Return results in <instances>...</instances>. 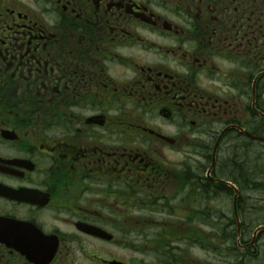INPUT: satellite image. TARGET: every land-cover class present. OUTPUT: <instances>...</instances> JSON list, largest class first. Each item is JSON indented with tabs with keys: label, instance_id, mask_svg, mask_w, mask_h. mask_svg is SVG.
Returning a JSON list of instances; mask_svg holds the SVG:
<instances>
[{
	"label": "flooded vegetation",
	"instance_id": "obj_1",
	"mask_svg": "<svg viewBox=\"0 0 264 264\" xmlns=\"http://www.w3.org/2000/svg\"><path fill=\"white\" fill-rule=\"evenodd\" d=\"M260 189L264 0H0V264L245 258Z\"/></svg>",
	"mask_w": 264,
	"mask_h": 264
},
{
	"label": "rangeland",
	"instance_id": "obj_2",
	"mask_svg": "<svg viewBox=\"0 0 264 264\" xmlns=\"http://www.w3.org/2000/svg\"><path fill=\"white\" fill-rule=\"evenodd\" d=\"M264 189H260L259 196L261 201L264 200ZM171 205H169L170 207ZM249 210L247 214L243 216L246 220H252L253 224L261 221L264 216V203H259L255 205H248ZM227 208H230V205H227ZM257 208V210H254ZM166 215H163V218H166ZM178 221H182L179 217ZM166 239V238H164ZM207 240L206 237L200 239L201 241ZM151 240V241H150ZM162 240V237L157 238H147L149 242H156ZM168 240V239H166ZM194 242L196 237H194ZM209 243V242H208ZM263 243V242H262ZM175 248H169L167 251H158V247H147L146 252L137 253L135 256L144 260L148 264H174L167 262V253H169L173 259H177L178 264H231L235 261L236 257L232 252H211L204 251L198 247V244H185L184 237L178 236L171 243ZM239 257V254L238 256ZM244 264H264V248L259 246V251L250 258H246Z\"/></svg>",
	"mask_w": 264,
	"mask_h": 264
},
{
	"label": "bare ground",
	"instance_id": "obj_3",
	"mask_svg": "<svg viewBox=\"0 0 264 264\" xmlns=\"http://www.w3.org/2000/svg\"><path fill=\"white\" fill-rule=\"evenodd\" d=\"M235 152H236V146L235 145H231L229 146L228 148L225 147L224 149V156L227 157L230 154H234L235 155ZM228 170H231V167H227ZM234 173V172H231V174ZM242 190L243 191H246L247 188H245V186H242ZM255 254V253H254ZM254 254H251V255H248L250 257L254 256ZM236 259L238 260V262L240 261L241 263H244L245 262V258H241V257H236Z\"/></svg>",
	"mask_w": 264,
	"mask_h": 264
},
{
	"label": "trees",
	"instance_id": "obj_4",
	"mask_svg": "<svg viewBox=\"0 0 264 264\" xmlns=\"http://www.w3.org/2000/svg\"><path fill=\"white\" fill-rule=\"evenodd\" d=\"M230 171H232V172L235 173V170H234V169H231ZM234 255H235V257L238 256L237 253H235ZM167 256H168V258H167V259H168L167 262H169V263H176V262L174 261V259L172 258V256H171L169 253H167ZM231 264H244V263H241L240 261L238 262V260L235 259V261H234L233 263H231Z\"/></svg>",
	"mask_w": 264,
	"mask_h": 264
}]
</instances>
